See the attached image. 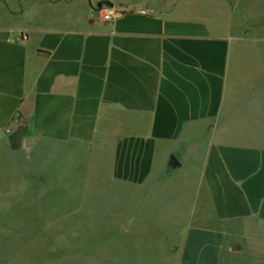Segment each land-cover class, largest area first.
<instances>
[{"label":"crops","instance_id":"1","mask_svg":"<svg viewBox=\"0 0 264 264\" xmlns=\"http://www.w3.org/2000/svg\"><path fill=\"white\" fill-rule=\"evenodd\" d=\"M263 31L264 0H0V143L125 187L164 264H264Z\"/></svg>","mask_w":264,"mask_h":264},{"label":"rangeland","instance_id":"2","mask_svg":"<svg viewBox=\"0 0 264 264\" xmlns=\"http://www.w3.org/2000/svg\"><path fill=\"white\" fill-rule=\"evenodd\" d=\"M78 165L50 169L48 143L21 153L0 143V264H164L159 234L128 217V190Z\"/></svg>","mask_w":264,"mask_h":264},{"label":"built area","instance_id":"3","mask_svg":"<svg viewBox=\"0 0 264 264\" xmlns=\"http://www.w3.org/2000/svg\"><path fill=\"white\" fill-rule=\"evenodd\" d=\"M99 14L102 21L109 22L118 15V11L114 8H101Z\"/></svg>","mask_w":264,"mask_h":264},{"label":"water","instance_id":"4","mask_svg":"<svg viewBox=\"0 0 264 264\" xmlns=\"http://www.w3.org/2000/svg\"><path fill=\"white\" fill-rule=\"evenodd\" d=\"M32 143H33L32 140H29V141L27 142L28 145H30V144H32ZM171 164H172V166H174V167H179V166H180L178 163H176L175 160H172Z\"/></svg>","mask_w":264,"mask_h":264}]
</instances>
